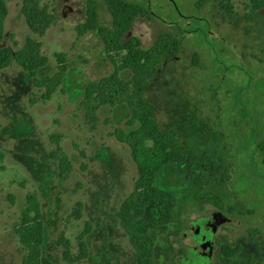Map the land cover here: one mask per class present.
Masks as SVG:
<instances>
[{
	"label": "rangeland",
	"instance_id": "1",
	"mask_svg": "<svg viewBox=\"0 0 264 264\" xmlns=\"http://www.w3.org/2000/svg\"><path fill=\"white\" fill-rule=\"evenodd\" d=\"M127 1L151 14L138 19L129 33L144 49L162 34L182 31L181 53L163 63L147 99L163 129L179 132L188 147L211 153L225 167L214 189L230 207L219 211L196 202V188L187 181L185 168L163 170L157 186L173 193L178 206L174 220L152 232L156 264H183L188 251L182 235L199 216L214 217L219 227L210 264H222L223 245H245L240 258L225 264H264V166L258 149L264 142V37L255 23L243 20L248 12L243 0H233L238 15L232 21L216 10L198 11L197 0ZM88 2L45 0L55 20L39 37L26 24L22 0H7L2 47L21 50L28 37L42 43L48 63L38 71L39 80L58 72L57 54H65L69 65L64 84L46 102L41 99L46 90L38 89L16 63L0 70V264H23L25 250L15 229L30 195L36 196L45 216L43 264H136V252L118 217L133 191L136 166L126 145L110 136L117 128H127L128 111L102 110L98 130L91 132L80 108L86 86L114 69L97 34L78 36ZM98 2L101 24L110 26L104 0ZM58 145L73 167L68 179L52 157ZM80 203L82 218L77 221L73 212ZM156 215L148 209L147 217ZM88 229V256L75 262L81 254L78 240ZM208 229L213 230L211 225ZM63 237L71 244V260L58 244ZM221 237L227 242L222 244Z\"/></svg>",
	"mask_w": 264,
	"mask_h": 264
},
{
	"label": "trees",
	"instance_id": "2",
	"mask_svg": "<svg viewBox=\"0 0 264 264\" xmlns=\"http://www.w3.org/2000/svg\"><path fill=\"white\" fill-rule=\"evenodd\" d=\"M44 1L22 0L21 11L26 24L39 37L46 35L55 20ZM104 3L111 16V25L101 24L100 4L98 0H89L87 19L78 26L77 32L79 38L91 33L97 34L114 69L109 75L86 86L80 108L91 132L98 130L99 113L102 110L124 107L128 111L127 128H117L110 133L111 137L126 145L137 174L133 191L122 202L118 217L136 252V264H156L152 232L172 222L178 206V199L173 193L157 186L160 173L169 166L185 168L187 181L196 188L193 196L195 201L223 211L225 208L230 209L228 199L220 197L214 189V182L225 167L218 164L211 153L199 154L194 147H188L179 132L163 129L155 106L147 99V92L159 76L163 63L174 61L181 53L182 31L162 34L151 48L144 49L140 39L129 38V33L138 19L151 17L148 8L127 0H104ZM195 5L198 11L216 10L223 19L228 18L231 21L238 15L233 0H197ZM243 5L248 11L243 20L255 23L256 30L264 37V0H243ZM8 16L7 0H0V70L9 69L16 63L29 75L38 89L46 90L41 99L49 101L64 84L68 72V58L65 54H57L58 72L52 77L39 80L38 71L48 63L47 58L42 55L43 44L28 37L21 50L2 47ZM246 31L250 32L249 29ZM124 74H128L130 78L125 80ZM258 149L263 155L264 166V142ZM52 157L58 160L63 179H68L73 167L59 145ZM3 160L4 154L0 149V162ZM150 208L156 210V216L147 217ZM82 209L83 204H78L73 212L75 220L82 218ZM88 228H91L90 225ZM89 229L78 240L81 254L74 259L75 262H81L88 256L86 237L90 233ZM15 232L25 250L23 264H43L45 216L35 195L27 197L26 207ZM58 244L65 247V258L71 260L70 242L63 237ZM238 250L239 248L225 246L223 251L231 256Z\"/></svg>",
	"mask_w": 264,
	"mask_h": 264
},
{
	"label": "flooded vegetation",
	"instance_id": "3",
	"mask_svg": "<svg viewBox=\"0 0 264 264\" xmlns=\"http://www.w3.org/2000/svg\"><path fill=\"white\" fill-rule=\"evenodd\" d=\"M212 226L213 230L209 231L208 227ZM219 227L214 222L212 216H199L192 222L186 225L183 235L182 242L188 251L187 256L181 258V263L189 264H210L213 257L215 247V235ZM222 244L226 243L227 240L224 237L220 238ZM228 246V245H225ZM224 245L220 251L222 264L226 261L234 260L242 256V252L245 250V245L234 246L233 248L238 249V252L233 255H227L224 250ZM191 255L193 257H191Z\"/></svg>",
	"mask_w": 264,
	"mask_h": 264
}]
</instances>
